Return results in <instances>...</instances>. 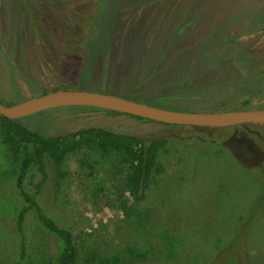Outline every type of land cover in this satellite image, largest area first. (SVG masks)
Listing matches in <instances>:
<instances>
[{"label": "rangeland", "instance_id": "1", "mask_svg": "<svg viewBox=\"0 0 264 264\" xmlns=\"http://www.w3.org/2000/svg\"><path fill=\"white\" fill-rule=\"evenodd\" d=\"M166 1H115L121 7L114 5L113 12L101 17L96 44L87 51L93 62L88 86L79 85V72L93 0H16L11 20L6 18L4 24L0 15L1 44L6 50L12 42L19 44L12 38L17 24L22 25L23 48L17 59L45 92L78 89L151 95L180 80L184 88L198 91L216 86L218 94L202 107H242L246 96L236 94L243 88L224 91L222 83H239L264 71V37L254 26L264 11V0H176L164 28L159 24L146 29L153 5ZM21 2L32 18L40 20L42 33L37 34L24 15L21 22ZM8 94L0 74V99ZM66 109L70 110L30 115L15 126L0 120V264H57L62 251L60 240L30 209L23 217L24 249L19 260L15 218L27 204L17 179L23 158L37 144L18 125L33 130L40 127L38 121L55 115L43 127V139L79 125L115 126L125 133L140 129L130 120L103 112ZM161 136L166 142L139 203L129 195L126 157L100 149L97 142L77 145L58 177L46 163L43 179L36 162L29 163L21 190L45 216L72 234L74 264H210L215 253L232 241L234 231L246 225L243 221L254 201L264 195V172L257 178L250 174L264 171V125L180 127L163 129ZM256 215L251 231L236 243L246 249L241 256L245 264H264V211ZM229 255L222 264H235Z\"/></svg>", "mask_w": 264, "mask_h": 264}, {"label": "trees", "instance_id": "2", "mask_svg": "<svg viewBox=\"0 0 264 264\" xmlns=\"http://www.w3.org/2000/svg\"><path fill=\"white\" fill-rule=\"evenodd\" d=\"M173 3L174 0H169V3L167 4L157 5L158 7L155 11V16L153 14L149 18L150 27L160 24V21L162 22V17L164 15L169 14L170 9L172 7L171 5H173ZM111 9L112 6L109 0H99L98 2H94L92 4L91 16L89 20L87 19L88 26H86V33L83 39L84 48H89L96 43L98 38V30L100 28L101 23L100 19L102 16L108 15L111 12ZM260 20H264V16ZM146 29H149V27H147ZM145 34H148V31H145ZM147 38L148 36L145 40H148ZM22 80H25L27 82L29 87V95L31 97L40 96L45 93L44 91L33 87L31 83H29L28 80H26L25 78H23ZM88 80H90V72L86 69V66H83L80 71V81L86 85ZM142 82L143 81H140V83ZM122 97L167 110L184 112L193 111L190 110L191 107L189 106L192 100L187 95V92L183 89H172L169 91V93L165 95H143L128 93ZM24 99V97L20 96L18 89H16V91L13 93L12 97L9 100H6L5 102L0 101V103L9 106ZM256 107L259 110L263 109L261 106ZM66 108L101 111L105 115L117 116L130 120L135 123L138 127H140V129L139 131L131 132L126 136L112 134L108 130H103L99 128L89 129L85 131L86 135L73 134L64 136L63 138L43 139L41 135L38 134L36 131L28 130L27 128L18 125V128L21 129L22 134L26 136L29 140L34 141L37 144L32 153L29 156L23 158L20 173L17 179V188L20 191V196L22 197L23 201L27 204L24 209H21L17 213L15 218L16 231L20 236L19 260L22 259L24 249L22 237L23 217L27 210L30 209L35 212V215L42 227L48 232L52 233L61 242L62 251L57 259V264H74L77 251L74 245L72 234L68 230L58 227L50 218L45 216L36 204V202L21 190L20 182L22 180L24 171L26 170L30 162H36V165L38 166V169L43 179L46 176V173L44 171V166L46 163H48L55 170V174L58 177V170L60 169L63 161L70 152H73L75 150V147L77 145L82 143H87L88 145H90L91 143L97 142L98 144H100V149L104 151L110 149L126 157L125 160L128 164L126 171V181L128 184L129 195L134 202L139 203L144 199V193L152 183L153 175L155 174L157 169V155L159 151L164 147L166 142V140L161 136V130L184 127L156 123L150 120L133 117L130 115H124L108 110H102L91 107ZM212 111L214 110L208 112ZM42 113L44 112L36 114L39 115ZM0 120L11 126H15V124L17 125L20 121L7 120L3 117H0ZM259 172L261 173L264 171H262V168H260V171H257V173L255 172L250 174L253 177L257 178ZM262 197H264V195L258 196L257 199L254 201V204L252 205V208L250 210L251 212L247 214L245 221H243L246 225H242L234 231L232 241L228 244L227 247H223L215 253V255L211 258L210 264H222L228 258V256H230L229 253L232 255L231 257H233L232 259L235 264H245L244 257L241 256L245 255L246 249L241 248L240 246H238L239 244L236 243L240 237L242 238L245 235L247 236L249 231H251V228L254 225L252 222H255V219L257 217L256 213L259 214V211H264V203H261ZM242 243L244 244L245 242H243L242 240ZM235 249L237 253H234Z\"/></svg>", "mask_w": 264, "mask_h": 264}, {"label": "flooded vegetation", "instance_id": "3", "mask_svg": "<svg viewBox=\"0 0 264 264\" xmlns=\"http://www.w3.org/2000/svg\"><path fill=\"white\" fill-rule=\"evenodd\" d=\"M15 1L16 0H0V15H3L4 24L6 22V18L11 20L14 17V15H15V10H14V2ZM98 1L99 0H93V3L94 2H98ZM115 1L116 0H109L110 4L112 6L111 12L114 11V5H115L116 9L121 7V5L120 4H116ZM175 1L176 0H174L173 5L175 4ZM166 2L169 3V0H167ZM157 5H164V4H155V5H153V8H151V11H154V16L156 14L155 11H156V9L158 7ZM173 5H171V6H173ZM87 6L90 7L89 4H86V7ZM20 8H21V10L18 11V12L20 13V16H21V22H22V16L24 15L26 17V19L29 20V24L33 27V29L36 31V33L37 34L42 33L43 29H42L40 20L37 17L32 18L33 15L30 14L28 12V10H26L24 2H21ZM170 11H171V9H170ZM169 14H170V12H169ZM169 14L168 15H164L162 17V22L160 21V26H162V28L165 27V24H164L165 23V19L169 18ZM263 16H264V11L256 18L255 25H254L262 33V35H263L262 37H264V20L261 21L260 19H262ZM146 23H147V27L151 28L150 27V19H148V21ZM158 25H156V26H158ZM19 26L20 25L17 24L16 37L13 36V38H12V41L13 40L15 41L17 39L19 44H15L14 42H12L10 47H8L7 50H6V49H4V47L1 44L2 39L0 37V74H1L2 77L4 76L5 84H6V87L8 89V93H9L7 99H5V100L0 99V101H2V102H5L6 100H9L12 97L13 93L16 91V89H18V91L20 93V96L24 97L25 99L28 98V97H31L29 95V91H28V88H29L28 84H27V82L25 80H22L23 78L28 80V82L31 83V85L33 87H36V88L40 89V87L38 86V84L35 81H33L30 78H28L29 76L26 75L27 71L24 70L25 67H23V64L19 63L20 60L17 59L18 56H19V59H20L21 54H22V52H18V51H21V49L23 48V46H22L23 28H22V25L20 27ZM156 26H153V27H156ZM98 32H99V30H98ZM89 48H85L86 56H84L85 59L82 62L80 71H81L83 66H86V69L91 73L93 62H90V56L87 55V51H88ZM89 81L90 80H88L86 85H89ZM141 81L146 82V80H141ZM182 83H181L180 80H176V81H174V84H175L174 87L166 89V91H164L163 93L159 92V93H155L154 95H157V94L165 95V94L169 93V91L172 90V89L173 90L183 89V90H185L187 92V95L192 100V102L190 103L189 106L191 107L190 110H193V111H190V112H208V111H211V110H214L212 112H217V111H226V110H236V109H228L225 106H222V107H219V108H205V107H202L204 105V103L208 102L212 97H214L216 94H218V89L215 88L216 86L215 87H214V85L205 86V88L201 89V91H198L196 89L184 88L181 85ZM79 85L86 86L85 84H83L80 81V74H79ZM235 86H239V87L243 88L241 91H238V93L236 95L246 96V99L242 100V105L243 106L240 107V108H237V109L245 110V108H252L250 110H259L256 106H261L263 108L261 110L264 111V71H262L261 73L256 74V75L249 76V77L243 79V81H241L239 83L238 82H235V83H231V82L230 83H222V87L225 88L224 91H230ZM219 88H221V87H219ZM100 91H101V93H107L104 90H100ZM45 93H47V92H45ZM108 94H113V93H108ZM118 96L122 97L124 95H118ZM61 108H66V107H61ZM255 108H257V109H255ZM54 109H60V108H54ZM72 109L74 111H78V112H81V113L82 112H88V113L101 112V111H95V110H80V109H75V108H72ZM50 110H52V109H50ZM60 110H62V109H60ZM64 110H70V109H64ZM73 110L71 112H74ZM246 110H249V109H246ZM56 112H58V111H56ZM60 112H62V111H60ZM106 116L110 117V115H106ZM54 118H55V115H49L47 117H44L41 121L37 122V123L41 124V125H39L40 127H35V128H33V130L36 131L38 134H40L41 137L43 138V136H42V134L44 132V131H42L43 127L48 125V124H50V122ZM60 119L66 120V116H61ZM19 120L22 121L21 119H19ZM64 120L60 121L61 122L60 124L62 126L64 125ZM99 128L103 129V130H108L112 134L124 135V136H126V135H128L129 133L132 132L131 131V132H126L125 133V131H123L119 127H115V126L107 127V126H104V125H96V126H92V125L91 126H86V125L82 126V125H79L77 128L72 129V130L62 131L61 133H60V131H57L56 135H54V136L51 135V136L46 137V138H63L64 136L73 135V134L86 135L85 131H87L89 129H99ZM133 132H135V131H133Z\"/></svg>", "mask_w": 264, "mask_h": 264}, {"label": "water", "instance_id": "4", "mask_svg": "<svg viewBox=\"0 0 264 264\" xmlns=\"http://www.w3.org/2000/svg\"><path fill=\"white\" fill-rule=\"evenodd\" d=\"M61 107H91L130 115L156 123L221 129L240 125H264L263 110H226L183 112L153 107L124 97L87 90L58 89L6 106L0 103V117L19 120L46 110Z\"/></svg>", "mask_w": 264, "mask_h": 264}]
</instances>
